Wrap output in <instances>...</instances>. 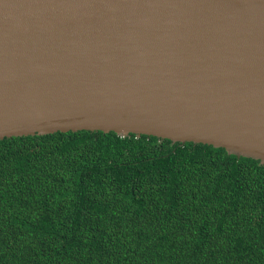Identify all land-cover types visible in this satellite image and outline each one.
Segmentation results:
<instances>
[{
  "label": "water",
  "instance_id": "1",
  "mask_svg": "<svg viewBox=\"0 0 264 264\" xmlns=\"http://www.w3.org/2000/svg\"><path fill=\"white\" fill-rule=\"evenodd\" d=\"M70 131L264 165V0H0V140Z\"/></svg>",
  "mask_w": 264,
  "mask_h": 264
},
{
  "label": "trees",
  "instance_id": "2",
  "mask_svg": "<svg viewBox=\"0 0 264 264\" xmlns=\"http://www.w3.org/2000/svg\"><path fill=\"white\" fill-rule=\"evenodd\" d=\"M0 264H264V165L146 135L5 138Z\"/></svg>",
  "mask_w": 264,
  "mask_h": 264
}]
</instances>
